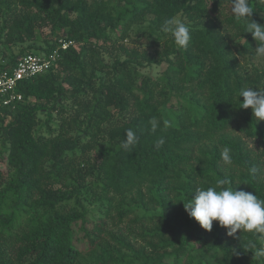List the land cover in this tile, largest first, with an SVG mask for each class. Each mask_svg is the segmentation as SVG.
I'll return each mask as SVG.
<instances>
[{
  "label": "trees",
  "instance_id": "obj_1",
  "mask_svg": "<svg viewBox=\"0 0 264 264\" xmlns=\"http://www.w3.org/2000/svg\"><path fill=\"white\" fill-rule=\"evenodd\" d=\"M250 1L264 25L263 0ZM230 9V0H0L1 68L60 49L57 67L23 81L24 102L0 121V264H264L247 248L261 247L257 235L230 237L217 221L205 231L183 204L221 178L264 199V121L239 97L264 87L254 64L264 55ZM179 15L186 48L162 31ZM142 23L160 49L113 55ZM48 29L55 41L37 46ZM164 63L160 76L144 73ZM129 128L139 143L125 151Z\"/></svg>",
  "mask_w": 264,
  "mask_h": 264
},
{
  "label": "clouds",
  "instance_id": "obj_2",
  "mask_svg": "<svg viewBox=\"0 0 264 264\" xmlns=\"http://www.w3.org/2000/svg\"><path fill=\"white\" fill-rule=\"evenodd\" d=\"M230 3L231 15L236 20L244 21L246 32L251 33L253 39L259 42L256 53L264 55V25L252 19L254 11L250 0H230ZM162 31L170 33L175 44L182 48H186L191 41L190 27L175 18L165 20ZM239 97L243 98L242 103L239 101L241 108L251 109L256 120L264 121V91L249 86L240 90ZM149 123L152 132H156L159 126L157 119L152 118ZM124 136L120 146L125 151H130L139 143L137 133L132 128L127 129ZM164 143L161 137L155 147L159 149ZM230 151L226 147L221 153L225 163H231ZM229 184L231 181L221 178L216 181L215 187L197 189L194 198L183 203L184 209L205 231L210 232L213 222L217 221L228 230L227 235L230 237L238 231L257 235L262 242L261 247L256 248L255 244L250 243L247 248H255V256L264 258V199L258 198L253 192L225 187Z\"/></svg>",
  "mask_w": 264,
  "mask_h": 264
},
{
  "label": "built area",
  "instance_id": "obj_3",
  "mask_svg": "<svg viewBox=\"0 0 264 264\" xmlns=\"http://www.w3.org/2000/svg\"><path fill=\"white\" fill-rule=\"evenodd\" d=\"M73 44L60 40L64 50ZM59 59L60 49H56L50 54H27L19 57L14 65L0 67V121L8 122L10 114L17 113L19 104L24 102V95L18 91L20 84L57 67Z\"/></svg>",
  "mask_w": 264,
  "mask_h": 264
},
{
  "label": "rangeland",
  "instance_id": "obj_4",
  "mask_svg": "<svg viewBox=\"0 0 264 264\" xmlns=\"http://www.w3.org/2000/svg\"><path fill=\"white\" fill-rule=\"evenodd\" d=\"M263 2H264V0H263ZM250 5L253 8L254 2L250 1ZM176 20L186 21V19L184 18L183 15L177 16ZM147 26H148V23H142V24L134 25L132 27V29L129 31L130 37L128 39H126L123 42L116 40V50H114L113 55L120 54L117 51V49L121 45L124 47L138 49L140 53L147 51L149 54H151L154 51V49H160L157 46V41L155 40V37H149L148 33L146 34V32L141 33V30L144 31V28H146ZM45 39L50 40V41H55V37L51 34L49 29L45 30L43 35L37 36L36 45L40 46V47H45V44H44ZM115 39H116V37H115ZM58 41H59L58 43L60 44V40H58ZM73 45H75V44H73ZM6 50H7L8 54H11L9 49H6ZM33 53L34 54H43V53H40L38 50L34 51ZM254 64L259 66L260 69H263L264 68V56H261V57L258 56V58L254 60ZM166 66H167L166 63H164L161 66H157V65L147 66L144 69V73L150 74L152 76H160L163 73V71L166 69ZM249 71H251V70L249 69ZM263 83H264V80H263ZM259 90L264 91V87H260ZM239 134L245 138V136L243 134H241V133H239ZM248 141L249 142H247V144H249L251 148L255 149V146L257 144L250 139H248ZM2 152L5 153V149H4L2 140H0V153H2ZM256 152H257V150H256ZM168 193L170 195L171 191H169Z\"/></svg>",
  "mask_w": 264,
  "mask_h": 264
}]
</instances>
